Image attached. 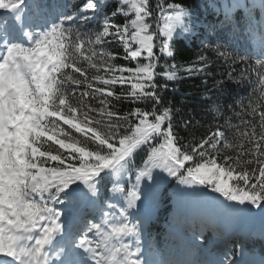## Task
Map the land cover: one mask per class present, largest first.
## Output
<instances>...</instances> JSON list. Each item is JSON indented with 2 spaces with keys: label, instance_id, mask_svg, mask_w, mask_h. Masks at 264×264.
I'll return each instance as SVG.
<instances>
[{
  "label": "snow or ice",
  "instance_id": "1",
  "mask_svg": "<svg viewBox=\"0 0 264 264\" xmlns=\"http://www.w3.org/2000/svg\"><path fill=\"white\" fill-rule=\"evenodd\" d=\"M104 5L0 0L15 22L0 19V264H168L142 259V221L130 212L142 201V182L160 179L157 170L239 211L255 208L264 222V19L254 15L259 8L264 16V0H236L223 9L226 22L236 9L246 13L258 55L214 49L232 64L254 60L237 76L234 68L227 74L234 82L256 77L247 97L227 105L238 122L227 118L189 142L176 132L179 110L164 105L159 90L167 86L156 77L176 81L181 69L187 77L206 72L205 56L187 66L166 59L174 57V38L198 21L180 3L119 0L112 16L123 15L122 25L104 16L99 31L84 30L94 19L87 13ZM113 42L135 66L112 63L117 54L105 46ZM116 86L128 91L116 93ZM218 100L209 105L214 122L223 110ZM122 101L151 108L121 113ZM105 180L112 195L102 198ZM220 264L237 261L225 255Z\"/></svg>",
  "mask_w": 264,
  "mask_h": 264
},
{
  "label": "trees",
  "instance_id": "2",
  "mask_svg": "<svg viewBox=\"0 0 264 264\" xmlns=\"http://www.w3.org/2000/svg\"><path fill=\"white\" fill-rule=\"evenodd\" d=\"M46 2L50 5L73 4L74 2L78 8L87 0H46ZM118 2L119 0H105V5L98 12L89 11L87 15L94 16V19L84 25L83 29L99 31L100 22L104 16H109L114 23L122 25L126 19L123 15L112 16ZM155 2L156 0H150V4L153 6ZM247 2L251 3L253 0H247ZM165 3L182 4L193 14V19L198 21L194 31L182 33L174 38L171 44L174 57L166 58L167 63L187 66L199 63L201 56L207 57L210 62L205 73L191 77H187L182 69L179 72L180 78L176 81H168L159 74L156 77L158 85L167 86L159 90L164 105L171 104L179 110L174 116L176 132L184 138V142H189L192 135L197 138L206 135L210 125L213 126V130L215 124L225 125L227 118H230L231 123H237L238 118L232 114L227 105H235L237 100L247 97L251 89L255 87L252 83L256 79L254 74L250 76V79L238 82L228 79L227 76L233 68L235 69L233 76H237L241 70L248 67V64H254V60L248 61L247 64L237 60L235 64H232L218 58L214 51L215 47L221 45V51H227L234 56H247L249 54L256 56L259 53V46L257 41L249 38L247 15L242 9L234 10L231 21H225L224 7L236 3V0H165ZM254 15L257 20L264 19L259 8L255 10ZM105 47L108 51L117 54V58L112 63L128 67L135 66V62L122 58L125 53L119 42H113ZM88 71L89 75L95 72L93 69ZM159 71H163V69L159 68ZM221 80L224 83L216 87V82ZM114 91L116 93L127 92L128 87L116 86ZM206 96L212 99H206ZM217 97H219L217 102L223 106V110L220 116L215 117L214 122V113L209 111V105ZM244 102L247 103V100ZM116 107L119 112L126 113L135 107L150 109L151 103L133 104L122 101L117 103ZM248 118L245 117V119ZM184 120H191L195 126H190L186 130L181 123ZM64 127L67 129V126ZM69 131L71 130L69 129ZM141 155L136 158L138 165L141 162ZM220 162H222V158ZM157 171L160 179L155 184L152 181L142 182L141 187L144 189L142 201L138 202V208L130 210L136 214L135 217H131L132 219L142 221L141 238H147L151 244L161 249L166 247L179 249L182 244L186 243L185 249L188 254L189 252L191 254H205L200 260H210L212 256L211 243L215 238L214 233H217L218 230L212 221L231 218L232 207H229V202L224 201L223 197L212 193L210 190L205 192L187 188L179 185L174 178L168 177L166 173ZM131 180L134 182V175ZM111 187L112 185L108 180L102 183V198L112 195ZM206 202L209 208L206 206ZM187 204L195 205L203 213L196 215L202 218L195 217L185 226L183 208ZM247 221H249L248 230L254 242L250 249H245L244 243L240 239L235 240L230 249L232 259L238 262L239 256L243 254L247 261H252L254 255L264 261V222H262L257 209L253 208L252 213L245 211L244 219L236 221L235 228L243 230ZM174 234L178 235L177 241L174 239ZM196 236L204 239L203 248H200L195 242ZM194 260L198 261L199 258L196 257Z\"/></svg>",
  "mask_w": 264,
  "mask_h": 264
},
{
  "label": "rangeland",
  "instance_id": "3",
  "mask_svg": "<svg viewBox=\"0 0 264 264\" xmlns=\"http://www.w3.org/2000/svg\"><path fill=\"white\" fill-rule=\"evenodd\" d=\"M25 2L27 3L28 0H25ZM4 18H8V24L11 26L14 25V21L11 20V14L8 13L6 10H0V19H4ZM243 214H244V211H239L235 208H232V215H233V218L234 219H241L243 217ZM247 234L245 233V236ZM220 236V234H219ZM219 236H217V238L219 239ZM217 239V241L214 243V245L212 246V249H218L219 248V244L220 242H218L219 240ZM147 241L144 240V241H141V246H142V251L144 253V256L145 257H148L149 260L151 261H165V262H168V264H190L186 257L183 256L184 253V250L180 251V253H178V255L174 258H170L167 260V258H162V256L164 254H162V256H157L154 257V254H155V250H154V246H150L149 244L146 243ZM218 242V243H217ZM152 253V254H151ZM257 264H261L260 260H256L255 261ZM209 264H218V261L216 260V258H213V261L210 262ZM238 264H243V263H238Z\"/></svg>",
  "mask_w": 264,
  "mask_h": 264
},
{
  "label": "bare ground",
  "instance_id": "4",
  "mask_svg": "<svg viewBox=\"0 0 264 264\" xmlns=\"http://www.w3.org/2000/svg\"><path fill=\"white\" fill-rule=\"evenodd\" d=\"M9 26H11V24L9 25ZM220 241H222V240H220ZM221 243V242H220ZM220 245V244H219Z\"/></svg>",
  "mask_w": 264,
  "mask_h": 264
}]
</instances>
